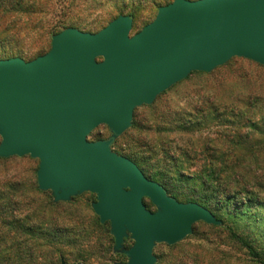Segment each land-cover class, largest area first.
Returning <instances> with one entry per match:
<instances>
[{
    "label": "water",
    "instance_id": "water-1",
    "mask_svg": "<svg viewBox=\"0 0 264 264\" xmlns=\"http://www.w3.org/2000/svg\"><path fill=\"white\" fill-rule=\"evenodd\" d=\"M132 27L126 14L96 32L67 27L42 55L0 59V157L37 159V187L54 202L94 194L90 206L109 225L112 253L126 257L113 264H156V244L174 245L199 221L221 222L201 204L167 194L112 141L136 108L191 72L232 58L264 65V0H172L140 30ZM100 125L109 137L89 140ZM59 264H67L62 256Z\"/></svg>",
    "mask_w": 264,
    "mask_h": 264
},
{
    "label": "rangeland",
    "instance_id": "rangeland-1",
    "mask_svg": "<svg viewBox=\"0 0 264 264\" xmlns=\"http://www.w3.org/2000/svg\"><path fill=\"white\" fill-rule=\"evenodd\" d=\"M171 1L64 0L55 3L52 18L83 31L96 32L116 17L118 12L132 13L134 24L131 33H135L154 18L159 6ZM64 3H73V11L69 12L63 9L60 11ZM36 38V31L30 32L24 39L9 40L7 38L6 41L0 42V58L18 53L23 59H30L31 52L29 50L33 47ZM46 47L48 48V40ZM241 70L256 74L257 77L264 79V68H257L255 65L249 67L239 58L231 59L228 65L217 69L211 75L194 73L188 79L176 83L157 96L150 106L138 107L135 119L138 126H142L140 130H130L128 134L116 138L113 145L114 150L120 152L121 150L122 152L131 150L139 154L142 152L136 142L139 137L143 138L146 133L154 139L163 136L170 144L167 146L183 149L178 152V157L187 165L195 163L194 160L188 159L190 155H182L184 149L192 148L188 144L214 146L216 143V145L222 146L221 148L230 150L229 154L218 152L216 158L226 159L227 163L238 164L239 168L236 169V172L239 173L245 167L248 168L247 174L242 175L254 182L250 189L253 191L251 194L237 197L241 201V206L238 205L239 208L244 207L243 203L249 207L240 213L237 211L239 209L237 205L234 206L231 202L228 204L224 201L217 204L213 195L202 191V184L197 177L199 172L195 166L185 169V173L192 175L194 179L182 182L178 181L175 176L172 178L174 173L166 169V171L162 169L164 172L162 175L150 173L151 177L165 183L170 193H176L178 199L192 198L205 205L222 219L225 226L216 229L210 224L199 221L194 224L192 235L176 244H156L153 249L156 264H264L259 260L264 261V208L260 206L264 205V149L256 154L248 148L264 144V91L258 90L263 97L257 107H242L239 115H235V112L230 109L218 108L215 111L206 110V116L202 118L196 111V108L199 107L196 106L199 105V97L206 96L210 92L216 94L224 102H229V98L236 92L235 87L238 89L242 87V93H247L249 85H243V82L238 79V72ZM232 121L241 126L239 131L241 130L243 137L236 138V140L232 137L235 133ZM109 134L108 128L105 125H100L89 134L88 139L92 141L104 140L109 137ZM231 138L237 142L234 150V144L230 143ZM170 139L173 141H169ZM221 141L223 145H221ZM214 154L206 151L198 158L202 162L205 160L209 162L213 160L210 156ZM146 155L150 162H155L154 157L147 153ZM17 158H22V160L13 159L5 165V169L0 168V178H2L1 175H17L13 170H19L21 171L18 173L19 179L28 184L30 183L29 178L32 177L31 171L37 167L38 161L36 159L30 161L23 157ZM233 172V170H227L223 176ZM94 200V194L84 192L59 207L60 210L69 211L71 217L76 218L78 228H83L89 233L88 237H84L86 234L84 232L85 234L78 237L73 246L66 247L67 264L76 262H80V264H112L114 261H126L124 255L112 253L113 239L108 232L109 225L105 224L102 227L97 224V215L94 214L90 206ZM145 203L149 209H154L148 199H145ZM231 231L249 243L259 253L260 258L250 256L247 250L233 238L230 234ZM131 244L130 239L125 240L126 247Z\"/></svg>",
    "mask_w": 264,
    "mask_h": 264
},
{
    "label": "trees",
    "instance_id": "trees-1",
    "mask_svg": "<svg viewBox=\"0 0 264 264\" xmlns=\"http://www.w3.org/2000/svg\"><path fill=\"white\" fill-rule=\"evenodd\" d=\"M60 1L62 2L64 0H0V42L6 41L7 38L9 40L19 38L24 39L30 32L36 31L37 38L34 41L33 47L29 50V52H31V58L25 60H31L44 54L50 47V40L53 34L67 27H74L67 25L68 23H63L60 20L52 18V16H54V5L56 2ZM73 6V3H64L62 5L63 8H61L60 11L63 9L64 11L72 12ZM121 14L122 12H118L117 16ZM126 15L132 16L134 24L133 14L129 13ZM47 40L48 48L46 47ZM10 57L21 56L16 53L0 59ZM239 59L244 61L249 67L251 65H255L257 68H264V65L257 64L253 61L243 58ZM229 61H231V59ZM229 61L224 65L216 67L208 73L198 71L191 72L184 80L188 79L194 73L211 75V73L217 69L228 65ZM238 79L243 82V85H249L247 93H242V87L239 89L235 87L236 92L229 98V102H224L212 92L208 93L206 96H200L198 99L199 105H196L199 106L196 108L197 113L200 114L199 116L204 118V116H206V110L215 111L218 108L230 109V111L235 112V115H239L242 107H257L259 101L263 97L259 94L258 90L264 91V79L262 80L260 77H257L256 74H252L247 71L244 72L242 70L238 72ZM136 110L137 108L134 110L131 126L123 134H128V131L130 130L138 131V129L140 130L142 127L138 126L136 122ZM232 127L235 132L232 137L235 140L236 138L243 137V133L241 130L239 131L241 126L237 125V122L232 121ZM255 131L257 130L255 129ZM233 138L230 139V143L232 145L234 144V150L236 149L235 145L237 142ZM115 141L116 139L112 141V149ZM169 141L173 140L170 139ZM136 142L142 151L139 154H136L131 150L123 152L122 150L121 152L119 150H113L134 161L147 177L159 182L164 187L167 194L179 201L197 202L192 198H187L186 200L178 199L176 193H170L168 188L165 186L166 184L151 177L150 173L162 175V173H164L162 169H166L174 173L172 178L175 176L178 178V181L182 182L194 179L192 175L185 173V169L195 166L199 172L197 177L202 184V191L206 194L209 193L213 195L214 201L217 204L222 201L228 204L231 202L234 206L237 205V208H239L238 205L241 206V201H239V198L237 197L243 194L248 195L253 192L250 189L254 182L242 175L245 173L247 174L248 168L245 167L246 169L244 168L243 171L239 173L236 172V169L239 168L238 164L227 163L226 159L216 158L218 152L222 154L230 153V150L221 148L222 146H218L216 143L214 146H201V144H199L200 146H193L192 144H188L187 141V144L192 148L190 150L184 149L185 151H182V155L186 156L188 154L190 155L188 159L195 161V163L193 162L187 165L178 157V152L183 149L179 147L174 148L172 146H167L170 144H168L167 140L163 136H158V138L156 137L154 139L146 133L143 138L139 137ZM221 145H223L222 141ZM263 145L264 144L262 143L259 146L253 145L248 148L252 151V153L258 154L260 150L264 149ZM206 151H209L212 154L215 153L210 156L213 160L209 162L205 160L202 162L198 156L204 154ZM146 153L151 155V157H154L155 162H150ZM23 158L33 161V159L29 156H23ZM13 159L22 160V158H17V156L9 158L0 157V168L3 167L5 169V165ZM36 170L37 167L32 169V177L29 178L30 183L28 184L19 179L20 176L18 173L21 172L19 170H13L14 174L17 175H1L0 264H59L61 256L64 259L66 258V247L68 245L73 246L77 242V238L82 236L84 232L86 233H84V237L89 236V233L85 229L78 228L76 218L71 217L69 211L59 209L60 206L69 203V201L54 202L49 191H42L38 189L35 175ZM227 170L234 171L230 174L231 177L230 175L223 176V173ZM6 173H8V171H6ZM197 203L201 204L200 202ZM258 203L260 204L261 202ZM201 205L206 207L203 204ZM242 206L244 207H240L237 210L240 213H243V209L246 207L249 208L246 203H243ZM260 206L264 208L263 204ZM210 211L215 218L221 222L220 225L210 224V226L216 229L225 227L222 219L219 218L212 210ZM97 224L103 227L108 223L106 222L101 224L98 219ZM192 233L190 235H192ZM230 234L242 247L247 250L250 256L253 258H260L259 253L256 252L242 237L232 231ZM259 260L264 263L262 259Z\"/></svg>",
    "mask_w": 264,
    "mask_h": 264
},
{
    "label": "flooded vegetation",
    "instance_id": "flooded-vegetation-1",
    "mask_svg": "<svg viewBox=\"0 0 264 264\" xmlns=\"http://www.w3.org/2000/svg\"><path fill=\"white\" fill-rule=\"evenodd\" d=\"M123 255V254H122ZM125 256V255H124Z\"/></svg>",
    "mask_w": 264,
    "mask_h": 264
}]
</instances>
